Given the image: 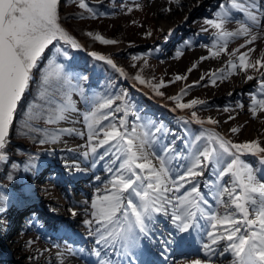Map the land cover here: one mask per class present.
<instances>
[{"label":"snow or ice","instance_id":"6c2138e0","mask_svg":"<svg viewBox=\"0 0 264 264\" xmlns=\"http://www.w3.org/2000/svg\"><path fill=\"white\" fill-rule=\"evenodd\" d=\"M73 2L95 17L89 0ZM170 3L179 5L180 0H170ZM230 3L249 23L240 22L238 29L228 31L225 24L230 22L231 11L225 4L219 6L220 11L215 12L214 18H205L200 32H208L209 28L216 30L213 33L215 41L209 48L213 58L219 57L221 52H228L230 39L250 36L240 48H245L258 39L257 35L252 34L253 27H259L261 24L260 16L255 10L264 8V0H230ZM60 7L61 0H0V163L8 160L6 146L10 129L14 125L23 99L30 92L31 84L35 82L37 73H40L43 91L40 92L39 98L45 99L48 107L31 105L25 127L29 131H43L44 138L39 141L40 144L56 143L64 133L81 138L86 136L87 143L77 146L78 149L83 148V151L67 149L68 152L74 153L72 159L63 160L70 173L87 170L81 167V161L95 168L99 162L108 158L107 164L104 165L110 174L104 189L107 194L97 196L92 201V219L84 221L89 228V236L94 238L95 247L90 250V254L96 258L95 264H140V250L144 247L145 240L157 245L159 256L167 262L171 245L175 244L176 240L172 233L167 236H155L152 225L156 224L157 214L170 216L177 233H187L190 229L199 228L204 234L205 240L201 246L204 259H193L186 264H213L212 258L222 256L225 252L232 253V264H264V175H260L264 172V146L259 140L234 143L210 130L207 136L196 135L186 141L187 154L178 152L175 141L168 140V137L173 135L172 131L162 121L157 123L147 116L140 115V111L136 110L131 114L140 123L134 121L129 125L126 117L128 110L134 108V105L127 102L126 90L115 98L104 99L101 103L85 97L86 102L92 105L83 117L86 133L76 128L49 133L47 130L32 127V121L45 118V112V122L48 124L68 120V114L77 111L75 102L71 99V90L78 88V85L73 84V79H86L66 72V65L57 62L58 57L70 59L69 47L82 48L77 39L63 26ZM164 11L171 9L166 8ZM185 19L187 20V17ZM171 32L172 29H169V34ZM87 35L102 44L118 43L98 33L89 32ZM147 35L151 36L152 33L148 32ZM185 43L189 46L191 44L190 41ZM213 48L217 50L213 51ZM254 52L256 49L251 47L244 52H240L239 48L228 52L227 67L211 73V83L216 85L217 79L223 81L228 76L241 72L247 74L248 70L252 69L254 75H246V81L256 79L257 91L264 96V51L256 57L250 55ZM182 54L178 51L177 57ZM89 55L106 61L121 76L127 75L111 58L96 52ZM208 58L201 57V60ZM136 59L140 57L134 56L133 60ZM45 60L47 65L41 69ZM195 67L196 64H193L192 68ZM192 68L188 71L191 72ZM132 79L139 84L149 85L156 95H164L159 91L164 87L163 81L151 84L139 73ZM186 79L187 76L176 75L171 82ZM200 79L203 80L204 76ZM195 83L198 84L199 81ZM190 87L191 85L182 88L180 93L168 99L175 101L176 107L180 109L205 104V101L197 99L182 102L183 97L187 95V88ZM80 91L83 95V90ZM57 93L62 95L64 101L59 105H56ZM251 98L249 111L253 117L264 113V98H257L255 94H252ZM117 100H123L124 103L113 107ZM237 106L244 107L243 104ZM224 111L229 109L226 107ZM120 112L124 115L117 118L115 113ZM192 116L196 117V113L192 112ZM117 119L118 123L112 122ZM229 119L234 117L229 116ZM105 121L108 123L105 124ZM208 123L216 124L218 121L209 118ZM230 131L237 133L240 127H233ZM245 155L257 156L261 167L257 169L245 160ZM36 159L38 157L29 158V163L24 166L25 172L36 169L33 162ZM208 170L215 175L216 179L207 183L216 204L223 209L222 212L209 206V200L197 183L198 178L203 177ZM95 179L100 180L101 177L95 176ZM182 189L183 193L176 195L181 193ZM7 199L6 195L0 193V201ZM169 208L172 209L171 212ZM0 211H3L2 206ZM72 214L75 215V211H72ZM198 216L206 221L205 225L198 223ZM222 241L228 243L223 251H218V245ZM78 251L84 253L85 249L80 248Z\"/></svg>","mask_w":264,"mask_h":264},{"label":"rangeland","instance_id":"374dc122","mask_svg":"<svg viewBox=\"0 0 264 264\" xmlns=\"http://www.w3.org/2000/svg\"><path fill=\"white\" fill-rule=\"evenodd\" d=\"M93 2H96V0H89V5L90 7H92L93 12L95 13L97 8L93 6ZM152 2L153 0H100V2L96 3H102L105 6H111V11L108 13H104V10H101V14H95V17H93L92 14L86 12L84 9H80L78 5L73 2V0H63V10L60 11L61 21L77 40L81 41L88 47H86L87 50H85V52H96L100 55L105 56L103 54V49L107 47L115 48L113 54L106 55L105 57L111 58L113 62L119 68H122L127 74L126 76H122L124 78V83H122V85L129 84V81L135 83L137 88H142L143 91H146L148 93L149 97L151 96L155 98H150L149 100L151 101L163 104L172 87L181 86L178 91V93H180V90L182 88H186L187 86L191 85L190 88H187V95L183 97L182 102H188L192 99H197L205 101L206 103L203 105L198 104L194 108L190 109H180L176 107V102L171 100L170 103H172V106L171 108H169L170 110L175 109L173 110L174 112L171 113L172 115H175V113L177 112L176 110H179L182 114H184L182 119L188 120L191 124H195V126L198 127L195 132L191 133L187 141L191 140V138L196 135L203 134L204 136H207L210 130L221 134L222 128H227L230 134L229 139L234 143L259 140L262 146H264V113H258L256 117H253L252 113L249 111V107L252 103L251 96L252 94H254V92L251 93V91L249 90V86L253 83V81H256V79L246 81V75H254V72L249 69L247 74H240L238 76L239 82H236L234 78L228 76V78L224 79L223 81L217 79L216 85H213L210 79L211 73L216 72L220 68L227 67V62H223L221 60L220 63L218 61V58H214L215 65L211 67L206 66L204 68L203 80L200 79V76L196 80L199 81L198 84L195 83L196 81L188 83L190 79L198 76V73L200 74L201 71H198V68L201 57L211 56L209 48H202L197 50H194V48L185 49V51L182 52L183 54L179 57H177V53L171 55L167 50H159L158 53H154V55H152L150 53V50L155 49L158 46L159 42L169 33V31L164 32L157 26L155 20L156 15L154 14L153 10H150V4ZM199 4L200 3L197 2L191 7H189L190 4L183 6L182 10L188 11L186 15L187 20L185 18L182 19V23L179 26L174 27L172 29V32L175 29H178V27L183 26V24H188V26H192L193 24L197 25V22H199L200 19L197 18L196 20H194V14H191V11L193 9H196ZM129 8H131L132 10L128 11ZM217 11H220L219 6H217V10L215 12ZM159 13L160 12H158L157 14ZM81 15H83V18H81ZM177 17L180 19L182 18L179 14ZM226 26L227 24H225V28ZM197 31H200V28H198ZM215 31V29H211L205 33L204 36L207 38L206 42L215 41V39H212L214 37L213 33ZM89 32L94 34L98 33L106 39H113L118 41V43L107 45L102 44L98 40H95L93 39V37L87 35V33ZM148 32H151L152 35L148 36ZM201 45L206 44L201 43ZM207 46H212V44H208ZM175 50L177 52L182 51L178 49ZM212 50L216 51L217 49L213 48ZM160 52L162 53L161 56H159ZM49 56H51V53L49 54ZM134 56L140 57V59L133 60ZM193 64H196L195 68H192ZM46 65L47 60L42 62L41 69H43ZM190 68H192L191 72L188 71ZM138 73L141 74L143 78L150 81L151 84H159L160 81H163L164 87L160 88L159 91L163 92L164 95H156L155 91L149 85H142L139 84V82L133 80L132 77H134ZM176 75L187 76V79L175 81L174 83H172L171 81L174 80V77ZM225 75H227V73H225ZM120 82H122V80H120ZM212 87L216 88L213 89ZM120 88V92L122 93L124 91L123 86H121ZM79 89L80 88L78 87L76 90H73V93L71 94V99L75 102V107L77 109L76 112L72 113V121L74 125L78 127L77 130H79V126H81V131L86 133L87 128L83 117L85 112L91 109L92 105L86 102L85 95L80 94V92L78 91ZM241 90H247L245 93V96H247V98H243L244 101H247L246 103L235 98L236 93L240 92ZM251 90L255 89H252L251 86ZM42 91L43 88L40 85V73H37L35 82L31 84L30 93L28 94L30 96L27 95L29 100L26 102V104L22 105L19 108L17 117L14 121V125L10 129L8 138L9 142L6 146L8 160L7 162L0 163V183H3L4 180L6 181V177H8L9 174H6L5 171L10 169L12 165H17L18 167L15 168L21 170L22 164L25 162L24 157L27 156V153L25 151H28L30 154L29 156L31 157H42L44 155L46 156V154H49L48 157L50 158L57 156V154L54 153V143H39V141L44 138L43 131H29V129L25 127L27 113L31 105L35 104L43 105L45 108L48 107L45 99L39 98L40 92ZM240 94L243 93L240 92ZM59 96L62 97L61 94L57 93L55 97L56 101H58L57 98ZM92 99H94V101L97 103H101L103 102L104 96L97 94V96H93ZM129 99L130 97H126L127 102L130 104ZM214 101L215 104H211ZM239 104H243L244 107H238L237 105ZM56 105L58 104L56 103ZM56 105H53V107H55ZM226 107L229 109V111H224ZM192 112L196 113V117L192 116ZM123 115V112L115 114L117 118ZM46 116L47 113L45 112V118ZM229 116L234 117V119H229ZM172 117L174 119L177 118L175 116ZM45 118L32 121V127L41 130H47L49 133L55 132V126H59L60 124H48L45 122ZM209 118L218 121V123H208ZM126 119L129 121L130 126L134 121L136 123H140L139 121H136L135 116L128 115ZM197 121H203V123H199ZM112 122L118 123V119L113 120ZM252 122L255 123V135L253 136L249 134L247 136H244L243 130L249 123ZM104 123L107 124L108 122L105 121ZM81 124L84 125L85 128ZM233 127H240V131L237 133H232L230 129ZM58 141H77L82 144L83 142L87 143L86 136L84 138H81L74 134L68 135L66 133L61 134ZM185 146L187 147L186 142ZM21 150L23 151L21 152ZM73 155L74 154H71V156ZM244 159L247 161H251L250 157L248 156H244ZM56 164L58 167H61L59 159L56 160ZM37 166L38 165H36V167ZM24 175L25 181H23L22 184H25L23 186H26L27 189L33 193V197L35 196V199L38 198L40 202L42 201L40 207H46L49 212H51V215L65 216L63 206H68V203L70 202L72 197L77 196L75 195L74 191L72 190L73 195H71V197H67L68 195L66 196L63 191H60L62 192V195H60L57 190H52V192H49L50 189L41 190L37 186L42 185V182L44 181H41L40 179H31L30 174L27 172H25ZM109 178L110 176L97 183L91 190L89 188L90 181L84 180V182H82V184H84V188L87 189L89 194H87L85 199H83V202L86 203L85 208H87V210L86 212H83V214L81 215L82 217L77 221L78 225H76L78 231L83 230V232L85 233L84 228L80 229L79 225L80 223H82L81 221L92 219V212L94 211L91 206L92 201L97 196L107 194L104 189ZM79 182L80 180L76 183L79 184ZM18 184L19 182H14V184H11L10 186L19 187L20 185ZM1 186L3 187L2 189H6L4 185ZM183 191L184 190L182 189L181 193H176V195H181ZM59 202H62L63 206L59 204ZM1 228L2 227L0 226V233L2 234ZM27 233L35 234L33 231H27ZM28 247L29 246H27L26 243H22V250L27 252ZM55 250H53L54 253H56ZM37 257L38 258H36L35 260H30V258H28L26 255H22L21 258H19V262L23 264H26L27 262H30L32 264H52V262L50 261V257L48 256H45V258L42 256V258L40 256Z\"/></svg>","mask_w":264,"mask_h":264},{"label":"bare ground","instance_id":"6f19581e","mask_svg":"<svg viewBox=\"0 0 264 264\" xmlns=\"http://www.w3.org/2000/svg\"><path fill=\"white\" fill-rule=\"evenodd\" d=\"M62 1L63 0H61L60 11L63 10ZM210 1L211 0H180V4L177 5L175 3H170V0H167V1L166 0H153V2L150 4V7H151L150 10H153L154 14L156 15L155 20H156L157 26L165 32V31H169V29H173L174 27L179 26L182 23V19H184L186 17L187 12H188V11L182 10L184 5L190 4L189 7H191L192 5H195L197 2H199L200 4L205 3V5H206ZM166 8H170L171 11H164V9H166ZM263 9L264 8H260V9L255 10V11H257V15L260 16L261 24L259 27H255V26L253 27L252 34L257 35L258 39L256 41H254L251 45H246L245 48H240V45L245 44L246 40L251 38L250 36H247V37L241 36V37H237L234 39H230L228 42V52H232L233 50L238 49V48L240 49V52H244V51H247L248 47H251V48L256 49V52L250 53V55L253 57H256V56H259V53L261 51H264V10ZM193 11H194V9L191 11V13ZM158 12H160L159 13L160 15L157 14ZM236 12L241 13L237 10H236ZM178 14L181 15V17H182L181 19L177 17ZM245 23H249L246 18H245ZM238 27L239 26H235L232 22L227 24V26H226L228 31H234V30L238 29ZM172 37H173V35H172ZM155 49L157 50V48H155ZM114 51H115V48L107 47V48L103 49V54L106 56L109 54H113ZM228 52H221L219 57H216V58H218V61L220 63H221V60L223 62L228 61V59H229ZM196 55H198V54H196ZM214 65H215V59L212 56H210L208 59L201 60L199 62V68H198V71H201L200 74L198 73V76H195L194 78L190 79L188 81V83L196 81L200 76H202L204 73V68L206 66L211 67ZM113 71H115V70L113 69ZM240 74H242V72L235 74V75H231L230 77L234 78L236 82H239L238 76ZM180 88H181V86H177V87L174 86L170 89L167 97L165 98V101L163 102L167 107L171 108V106H172V103H170L171 100L168 99V97L177 94ZM212 88L215 89L216 87H212ZM211 104H215V101L212 102ZM68 115H69V119L63 121L64 126L66 128H76L77 129V127L74 125V123L72 121V115L70 113ZM254 125H255V123H253V122L249 123L245 127V129L243 130V135L247 136L250 134V135L254 136L255 135ZM221 135H223L229 139L230 134H229L228 129L222 128ZM79 145H83V144L79 143V142H75V141H73V142H60V143L55 144V148H56L57 152L60 153L61 155H63V154L67 155L68 153H70L67 151L68 148L77 149V151H83L84 150L83 148H79V149L77 148V146H79ZM66 159H71V157H66ZM75 174L82 175V172H75ZM72 175H74V173ZM40 176H41V173H39V174L38 173H30V177L34 180H39ZM33 203L35 205H38L39 201L36 199L33 201ZM40 203H42V201ZM59 204L62 205L63 203L59 202ZM84 205L85 204L83 202H81L79 204L71 202V203H68V206L62 205L64 207L63 211L65 212V216L67 217V218H65L67 220V222L72 223V222H74L72 220H77V217L78 218L81 217V215L84 212V210L82 209V207H84ZM72 211H75L76 214L73 215ZM82 226H84V229L87 230L89 233L88 226L85 223H82ZM14 227H15V225L12 227V229L10 231H13ZM9 228H10V226L7 224L6 229L4 231H2L3 234L0 233V247H2L4 249V253L6 254V257L10 256L13 258L14 262L19 263V258H21L22 255L23 256L26 255L28 258H30V260H35L36 258H38L37 256H40V257L42 256L44 258H45V256H48V257H50V261L52 263H56V264L58 263L59 258L51 250V245L49 243H47L45 241H41L36 236L31 235V234L24 235L19 239H14L15 237L11 236V234H12L11 232H10L11 233L10 235H6L5 231L9 230ZM48 232L51 233V231H49V230H48ZM91 238L92 237H90L89 234H86L85 236H83L84 241L87 243L92 241ZM29 242H31V243H29ZM22 243H26L27 246H29L27 248V252L22 250ZM0 261H2V260L0 259ZM45 261H47V260H45ZM19 264H23V263H19ZM26 264H32V263L27 262ZM61 264H79V262L77 260V256L75 254H72L69 256H65V259Z\"/></svg>","mask_w":264,"mask_h":264},{"label":"trees","instance_id":"16d2710c","mask_svg":"<svg viewBox=\"0 0 264 264\" xmlns=\"http://www.w3.org/2000/svg\"><path fill=\"white\" fill-rule=\"evenodd\" d=\"M28 96H30V95H28ZM28 100H29L28 97H27L26 100H23V101H22V104L20 105V107H21L22 105L26 104V102H27ZM0 193H3V192L0 190ZM3 194H4V193H3ZM4 195H5V194H4ZM0 206L4 207V206H5V202H4V201H0Z\"/></svg>","mask_w":264,"mask_h":264}]
</instances>
